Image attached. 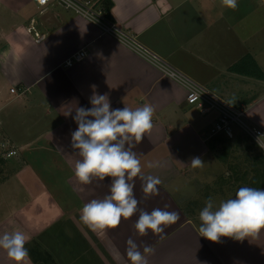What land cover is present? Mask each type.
Returning <instances> with one entry per match:
<instances>
[{
	"label": "crops",
	"instance_id": "0c3cea01",
	"mask_svg": "<svg viewBox=\"0 0 264 264\" xmlns=\"http://www.w3.org/2000/svg\"><path fill=\"white\" fill-rule=\"evenodd\" d=\"M110 1L108 22L117 34L53 2L0 0V138L17 149L15 157L0 159V235L21 230L30 237L26 264H131L130 237L141 252L145 244L154 248L148 264H264V230L255 239L214 243L199 236L201 210L180 203L198 198L193 182L214 174L216 136L207 139V131L218 112L200 115L186 86L162 67L242 108L264 130V22L251 28L250 0H237L235 10L221 0ZM79 49L85 57L65 66ZM245 55L256 64L253 74L231 71ZM93 93L107 94L113 110L155 109L151 133L132 150L142 174L161 184L157 195L145 197L138 176L134 195L140 209L179 213L163 239L136 232L139 213L106 232L80 220L85 203L110 194L111 178L84 185L74 175L81 157L71 147L73 117L77 107H92ZM193 157L203 167L192 168ZM0 264H13L3 250Z\"/></svg>",
	"mask_w": 264,
	"mask_h": 264
},
{
	"label": "clouds",
	"instance_id": "9594fccd",
	"mask_svg": "<svg viewBox=\"0 0 264 264\" xmlns=\"http://www.w3.org/2000/svg\"><path fill=\"white\" fill-rule=\"evenodd\" d=\"M222 6L235 10L237 0H221ZM91 108L77 107L73 119L78 125L71 133V147L81 157L74 165V175L81 184H91L94 178L104 181L111 178L110 194L102 199H92L80 210V220L94 232H106L118 227L123 220L139 213L135 222L140 236L152 234L163 239L167 227L175 224L180 215L176 211L160 208L151 212L138 208L134 195L135 178L139 176L145 197L157 195L161 180L142 174L141 162L132 150L151 133L154 123V107L145 104L135 109L127 106L111 109L107 94L93 93ZM69 112L67 115H70ZM264 148V144H260ZM62 150V149H60ZM192 168L203 167L200 157L190 160ZM150 163L148 167H156ZM199 236L218 243L221 237L243 241L255 239L264 230V188L240 187L235 198L221 200L217 205L210 196L199 212ZM30 237L21 230L0 235V250H3L13 264H26L29 257L26 244ZM126 255L131 264H148L147 255L154 248L145 244L143 252L130 237L126 241Z\"/></svg>",
	"mask_w": 264,
	"mask_h": 264
},
{
	"label": "built area",
	"instance_id": "2783aa9c",
	"mask_svg": "<svg viewBox=\"0 0 264 264\" xmlns=\"http://www.w3.org/2000/svg\"><path fill=\"white\" fill-rule=\"evenodd\" d=\"M39 6H45L49 2L56 3L65 9H70L76 14L82 15L97 25L103 31L116 33L118 30L114 24L109 23L105 17V11L98 0H35ZM153 60H159L154 56L147 53ZM86 55L84 49H79L64 61L65 66H71L76 62L81 61ZM165 73L171 77L181 81L188 89V101L195 104L200 115H206L212 111H217L218 116L214 123L207 131V139L214 136L232 137L235 131L238 130L249 137L254 143L259 146L264 144V130L251 124L247 118L245 111L242 108H234L226 103L220 97L210 93L203 87L194 84L182 74L178 73L172 68L162 66ZM11 93L16 92L14 87L10 88ZM264 149V148H262ZM17 155V150L5 138H0V159L6 160Z\"/></svg>",
	"mask_w": 264,
	"mask_h": 264
},
{
	"label": "rangeland",
	"instance_id": "374dc122",
	"mask_svg": "<svg viewBox=\"0 0 264 264\" xmlns=\"http://www.w3.org/2000/svg\"><path fill=\"white\" fill-rule=\"evenodd\" d=\"M249 10L250 19L253 22L251 28L255 29L259 24L264 22V16L261 14L260 18H255L259 14L258 12L261 13L264 10V4L258 0H250ZM251 34H253V31ZM216 137L220 138L210 141V143L214 142L213 153L216 159H213V161L217 162L216 167L214 166V174L210 178L204 179L201 177L197 182H193L194 185L196 184L195 188L197 190L193 192L195 196L192 194L189 198L193 196L195 198L197 196L198 198L190 200L187 197L183 201L181 199L180 203L186 207V210H190L191 208L202 210L205 206V198L203 197L205 195L206 198L211 196L215 202H218L228 198H235V193L240 187H255L251 182L254 177V158L264 156V149L238 130L235 131V135L229 138L223 136ZM226 171L231 174L226 175ZM194 202H196L195 205H193Z\"/></svg>",
	"mask_w": 264,
	"mask_h": 264
},
{
	"label": "trees",
	"instance_id": "16d2710c",
	"mask_svg": "<svg viewBox=\"0 0 264 264\" xmlns=\"http://www.w3.org/2000/svg\"><path fill=\"white\" fill-rule=\"evenodd\" d=\"M104 11H105V17L107 19H110L109 15V10L112 5L110 0H98ZM257 68L255 62L249 55L243 56L238 62L234 63L229 69L231 71H235L238 73H243V74H253L252 69ZM215 138H220V137H214L211 140H214ZM218 141V139H217ZM214 142L212 141L210 145L213 146ZM261 165V166H260ZM260 166V167H256ZM253 171H254V177L252 179V184L255 186V188H262L264 187V156H259L254 158V164H253Z\"/></svg>",
	"mask_w": 264,
	"mask_h": 264
}]
</instances>
